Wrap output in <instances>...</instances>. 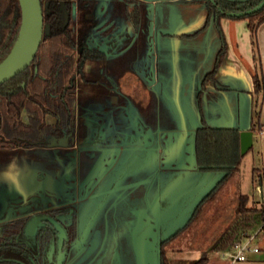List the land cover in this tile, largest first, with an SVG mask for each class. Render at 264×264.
Masks as SVG:
<instances>
[{
	"label": "crops",
	"instance_id": "obj_1",
	"mask_svg": "<svg viewBox=\"0 0 264 264\" xmlns=\"http://www.w3.org/2000/svg\"><path fill=\"white\" fill-rule=\"evenodd\" d=\"M206 14V6L199 2L155 0L150 4L153 75L146 83V87L156 94L158 119L156 128L147 132L149 142L146 144L135 140V148L157 152L154 169L157 174H160L161 167L158 161H161L165 147L169 149L163 157L165 163L185 162V156L188 153L184 147L186 145L187 148L188 143L185 136L187 137L193 127L198 124L205 122L250 128L254 121L253 143L243 154L239 171L244 158H247L244 160L245 165L247 162L252 165L256 163V167L258 166L264 173V132H259V128L264 126V89L258 92L253 90L255 74L264 81V21L257 27L256 48H254L246 19L228 17L221 19L227 45L226 52L216 71V81L207 80L202 85V79L212 68L220 45L218 32L212 19L205 28L197 31L204 25ZM167 87H174L179 91L170 93L166 90ZM88 117L90 114H86V121L90 119ZM135 132L138 133L137 130ZM179 146L183 147V151L177 158L176 147L179 148ZM104 153L105 151L101 158ZM122 153L118 161L124 158ZM247 154H249L248 157H246ZM143 164L145 161H137L131 167V172L138 173L140 168L145 167ZM29 172L30 177L27 178ZM40 172L37 167L18 168L15 177L0 181V216L6 208L7 198L18 199L21 195L25 197L26 193L38 190H49L51 193L64 191L61 187L64 186L61 177H52L49 174L52 181L44 186L45 176L40 178ZM139 182L140 180L135 179V186L138 187ZM132 196L129 195L130 198ZM122 197L123 195H88L84 198L82 208H85L88 201L92 199L99 200V208L91 210L93 212H90L91 215L88 216L84 209H80L78 237L72 244L64 264L139 263L138 255L135 254V229L137 232H144L147 227L140 228L141 220L138 217L135 219V205L132 202L118 206L119 199L122 200ZM106 200L109 201L103 205ZM97 210L100 215L95 221ZM143 213L145 209L137 212L145 222H147L146 219L152 222L149 216ZM120 214L125 216L127 223L117 219ZM93 221H95L94 224ZM87 223L90 228L81 242L80 232ZM161 227L158 228L160 232ZM153 230L156 228L153 227ZM113 243L124 244L123 252L119 249L109 250L108 247ZM155 243L147 242L144 246L142 244V255L148 263L155 259L153 251ZM254 245L258 246L259 250L248 252L246 259L232 260L231 256L226 260L212 254V260L208 259L206 264H264V245ZM121 254H123L122 257ZM185 254L191 253L185 252ZM126 255H129L127 260L123 259L127 258Z\"/></svg>",
	"mask_w": 264,
	"mask_h": 264
},
{
	"label": "flooded vegetation",
	"instance_id": "obj_2",
	"mask_svg": "<svg viewBox=\"0 0 264 264\" xmlns=\"http://www.w3.org/2000/svg\"><path fill=\"white\" fill-rule=\"evenodd\" d=\"M77 1L58 0L57 11L61 27L73 20V17L76 18ZM79 1L85 7L81 18L90 23L80 37L81 43L78 48L73 47L72 51L77 53L82 49L89 50L94 47L101 51V57L93 58L84 63L85 79L74 80V76L69 79V85L73 84L76 89L74 104L71 111H68V115L73 116L71 124L64 129L61 135L51 134L45 143L31 141V143L25 145L16 139H9L0 135V156H2L0 157V166L7 161L8 157L15 158L14 164L16 165L18 162L20 164L23 158L34 157L35 163L27 162L26 165L19 168L37 167L41 171L39 173L40 178L46 174H50L52 177L63 176L64 191L62 193L38 190L12 201L7 198L6 208L2 216H0V222L22 219L20 238L33 246L37 244V236L40 230H48L51 236L46 257L49 262L54 264H57L58 257V229L55 224L44 219L42 224L38 225L32 233L24 231L26 221L32 215L47 214L64 229L65 237L62 239L61 244V250L65 251L61 264H64L72 244L78 237V213L85 201L84 198L88 195H109L110 189H113L115 184L118 183L116 178L112 180L110 178V188L106 189L105 180H108L109 175L116 174L115 171L118 172L119 170L118 179L123 180L121 187L119 186L120 190L122 189V191L126 192L135 187V179L139 180V178L130 176L132 175L130 169L135 165V152L139 154L138 158L145 152L135 148V140L144 142L143 135L149 130L156 128L158 119L156 94L153 90L146 87V83L149 82L153 75L151 19L150 11L147 8L148 2L146 0ZM180 1L199 2L194 0ZM142 2L146 4L148 10L149 31L145 36V48L143 46V48L139 49L137 41L138 31L135 28V23L132 18L124 16L121 7L126 4L127 10L132 11L135 6ZM40 5L43 32V29L46 30L48 28V23L43 21L41 2ZM124 31H126V34ZM125 39H128V41L125 42ZM139 58L144 59L142 68L141 66H134L135 61ZM139 88L141 89L139 90ZM142 91L144 96H147L146 102L149 107H151L153 102L155 106L154 113L150 111V108L148 112L144 106L142 111H139L137 104L141 106L142 102H145L140 97ZM149 93L153 96H149ZM125 113L127 114L125 115ZM86 114H90L88 121H86ZM109 115L112 116L110 120H108ZM19 117L24 124L29 123V115L25 107H21ZM58 120V115L54 113H47L44 116V121L48 124L54 125ZM109 124L111 125L110 127ZM89 130L91 131L90 133ZM135 130L138 131L137 134ZM62 137H67L66 145L52 143V141L55 140L57 142ZM44 147H61L60 150L53 148L48 152H42L46 164H49L51 168L45 167L46 164L43 165L41 161L38 163L37 150ZM113 149H116L118 153L114 155L115 158L113 160L109 161L110 163H107ZM104 151V156L101 158L100 156ZM123 151L125 156L118 161ZM167 164L166 169L168 171L164 173L167 177H170L175 171L173 166L175 164ZM102 166H104V169L98 176L97 171ZM65 172L69 174L66 178L64 177ZM165 174L164 178H167ZM91 177L93 181L85 192L84 187ZM6 179L8 180L9 178L0 176V181ZM159 179H162V177L159 176ZM97 188H100V192L95 191ZM72 234H75V240L71 239ZM8 249H12V246L6 245V243L0 245V260L8 259V257L3 256ZM19 251L30 264H37L36 258L27 253L26 250L19 249ZM20 262L27 264L25 261Z\"/></svg>",
	"mask_w": 264,
	"mask_h": 264
},
{
	"label": "trees",
	"instance_id": "obj_3",
	"mask_svg": "<svg viewBox=\"0 0 264 264\" xmlns=\"http://www.w3.org/2000/svg\"><path fill=\"white\" fill-rule=\"evenodd\" d=\"M69 1V0H67ZM205 4L207 14L204 25L197 31L207 26L212 19L218 32L220 45L215 54L212 68L205 73L202 85L207 80L216 81L215 74L226 52V40L221 26V19L246 18L250 31L251 43L256 48V31L261 22L264 21V5L259 9L241 14L232 15L230 12L242 11L253 7L260 0H194ZM43 7V21H47L48 28L43 29L41 41L35 57L28 67L15 74L13 77L0 83V135L18 140L21 144H29L31 141L45 143L51 134L61 135L64 129L71 124L72 115H68L75 101V86L69 85V79L83 80L86 74L83 70L85 62L93 58L101 57L98 48L82 49L73 52V47L78 48L81 43V35L89 25V21L81 18L84 6L77 1V16L69 21L64 27L60 26L59 13L57 11L58 0H40ZM122 12L125 17L132 18L138 31V46L145 48L146 33L149 31V16L145 3L135 6L128 11L126 4ZM20 22V7L18 0H0V60L9 51L13 44ZM126 34V31H124ZM128 39H125L127 42ZM126 44V43H125ZM264 89L263 79L255 74L253 76V90L258 92ZM147 93V92H146ZM149 96L151 93L148 94ZM141 106L137 104L139 111L147 108L154 113L155 106H148L147 96L141 92ZM146 98V100H145ZM257 104V103H255ZM144 106V107H143ZM257 106V105H255ZM21 107H25L29 115V123L24 124L19 117ZM255 109V114H256ZM47 113L58 115L56 124H48L44 121ZM152 118V115H151ZM148 119V117H147ZM144 121V119L141 118ZM145 122V121H144ZM254 126V121L251 128ZM194 156L196 170L198 172H220L219 178L202 197L194 208L193 213L186 223L177 228L172 234L159 241V264H173L166 256V247L173 237L185 227L193 218L200 204L211 194H215L221 186L225 185L229 178L239 169V163L243 156L239 148V129L236 127L210 126L202 122L195 129L193 136ZM256 169V167H254ZM246 194H240L238 201V218L230 231L224 235L217 244L218 249L231 248L236 242L251 235L250 229L258 217L264 220V211L256 206L246 204ZM22 219H13L0 222V245L6 243L12 249L4 252L0 264H23L20 261H29L20 253L19 249L26 250L34 256L37 264H54L46 257L48 243L51 233L41 229L37 236L35 246L27 244L21 237ZM264 226V225H263ZM75 234L71 239L75 240ZM3 250V249H1ZM208 258L200 256L189 264H206Z\"/></svg>",
	"mask_w": 264,
	"mask_h": 264
},
{
	"label": "rangeland",
	"instance_id": "obj_4",
	"mask_svg": "<svg viewBox=\"0 0 264 264\" xmlns=\"http://www.w3.org/2000/svg\"><path fill=\"white\" fill-rule=\"evenodd\" d=\"M134 66H141L142 68L144 66V59H137ZM140 89L141 88H139V90ZM166 90L170 93H174L176 90L179 91V89L174 87H167ZM126 114L127 113H125V115ZM110 117L112 116L109 115L108 120L111 119ZM110 126L111 125L109 124V127ZM53 148L56 150L61 149V147L38 148V163L41 161L42 164L45 165L46 160L44 159L42 152H48ZM156 153L157 152L154 150H148L142 153V155L138 158L139 154L135 152V163L137 161L140 162V160L145 161V164H143L145 167L140 168L138 171L139 173H135L134 171L132 172V175H130L131 173L129 174L130 176H136L139 178L140 182L138 187L135 186L126 192L122 191V189L120 190L123 182L122 179H118L120 170L118 172L115 171L116 174L108 176V180H105V186L107 189L109 187V183L111 182L110 180L116 178L118 184H115L113 189H110L111 191L109 195H123L122 200L119 199L118 206L120 207L124 203L132 202L135 205V219L137 217L138 219L140 218L141 221L139 220V225L141 228L146 227L147 223L143 220L142 216H138V211L145 209V213L143 214L146 216H160L162 219L161 233L163 234L162 236H165L186 222V220L193 213L194 208L199 203L202 196L209 191L210 187L221 173H199L195 168L176 167L172 176L167 177L164 173L168 171V169H166V163L164 162L165 159L163 158L164 154H166L164 153L162 154L163 157L161 161H158L162 171L160 174H157L154 169ZM248 155L249 154H247L246 157H248ZM14 159L12 157H8L6 162H2L3 164L0 166V176L5 178L15 177L16 170L20 166L26 165L27 162L35 163L34 157L23 158L21 161L17 159L20 161V164L17 161V165L14 164ZM245 159L247 158H244V160ZM244 160L240 171L238 169L229 178L228 182L221 186L215 194L213 193L203 200L199 208L196 210L192 220L185 227L181 228L179 233H177L167 245L165 254L173 264H189L192 260L200 256H206L209 260H212V254H216L218 257L226 260L230 259L232 254L236 251L234 246L226 249H218L215 248L214 245L230 231V228L236 222L239 215L238 201L240 194H246V204L248 206H257L258 208L264 210V173L258 166L256 167V163L252 165L250 162H247L245 165ZM45 167L51 168L49 164H46ZM254 167H256V169H254ZM164 174L167 178H164ZM48 175L49 174L45 175L44 186L49 185L50 181H52ZM159 176H161L162 179H155ZM28 177H30V172L27 175V178ZM60 177L62 178L63 176L60 175ZM64 177L66 178V172L64 173ZM129 195L133 196L130 198ZM22 196L23 195H21V197ZM12 200L13 199H11V201ZM97 200L98 199L94 200L90 206L88 205L89 207L85 206V208H82L87 216L89 214L91 215L90 212L95 210L92 207L98 202ZM108 201L109 200H106L103 205H105ZM99 215L100 212L97 210L95 221L98 220ZM114 219L115 218H113V220ZM117 219L120 222L124 221L127 223L125 216L122 214L118 215ZM95 221H93V224ZM124 222L123 224H125ZM262 223L263 219L258 217L250 229L252 234L250 245H264V230L260 229ZM241 240H244V238ZM120 243H122V240H120ZM122 246L125 245L113 243L108 247V249L111 251L113 249H119V251L123 252ZM185 252L191 254H185ZM192 254H194V256H192ZM122 256L123 254H121V257ZM126 256L127 258L124 257L123 259L127 260L129 255Z\"/></svg>",
	"mask_w": 264,
	"mask_h": 264
},
{
	"label": "water",
	"instance_id": "obj_5",
	"mask_svg": "<svg viewBox=\"0 0 264 264\" xmlns=\"http://www.w3.org/2000/svg\"><path fill=\"white\" fill-rule=\"evenodd\" d=\"M148 2L147 8L150 11V4L154 2L155 0H146ZM19 7H20V23H19V28L17 31L16 38L10 47L9 51L7 54L0 60V82L12 77L15 75L17 72L21 71L23 68H25L33 59L35 52L38 48L41 35H42V10H41V5H40V0H18ZM264 5V0H260L258 3H256L253 7L242 10V11H237V12H230L229 14L232 15H241L249 12H253L257 9H259L261 6ZM202 123L198 124L197 126L193 127L191 132L185 136L186 140L188 141L187 143V148L186 145L185 151H188V153L185 156V162L179 163L175 162L173 165L175 168L176 167H184V168H196L195 164V156H194V146H193V136L195 129L200 126ZM207 124V123H206ZM210 126H222V127H236L239 129V148H240V153L244 154L252 145L253 143V130L250 126V128H241L237 125H230V126H223V125H214V124H208ZM181 134H179L180 136ZM181 137V136H180ZM148 138V133H145L143 135V140L144 143H148L149 140ZM54 144H59V145H66L67 143V137H62L59 139L57 142L54 140L52 141ZM175 148V147H174ZM173 148V149H174ZM164 153L167 154L169 149L167 147L164 148ZM176 154L177 158H179V154L181 151H183V147L179 146L176 147ZM175 152V150H174ZM118 153L116 149H113L110 153V157L107 161V163H110V160H113L115 157L114 155ZM182 153V152H181ZM125 156V152L122 153V157ZM104 169V166H102L101 169L97 171V175L99 176ZM199 173H205V172H199ZM210 173V172H206ZM69 174L66 173V176ZM219 178V177H218ZM217 178V179H218ZM216 179V180H217ZM215 180V182H216ZM93 181V178H89L87 181L84 189L85 192L88 190V187L91 185ZM214 182V183H215ZM213 183V184H214ZM212 184V186H213ZM211 186V187H212ZM210 187V188H211ZM210 190V189H209ZM96 192H100V188H97L95 190ZM206 194V193H205ZM205 194L203 196H205ZM202 196V197H203ZM202 199V198H201ZM200 199V200H201ZM96 199L89 200L86 207H89ZM98 202L93 205V209L99 208V200ZM89 205V206H88ZM161 213V212H160ZM152 220V222L148 219L147 220V228L146 230L144 229V232H137L135 229V254L138 255L139 263L138 264H159V241L172 234L177 228L181 227L178 226L175 228V230L165 236H162L163 234L158 231V228L161 225L160 219L161 217H148ZM49 220L52 223L55 224L56 228L58 229V257H57V264H61V261L64 257L65 251L61 250V244H62V239L65 237V232L64 229L61 228V226L53 219L51 216L47 214H35L32 215L25 223L24 226V231L25 232H34L35 229L37 228L38 225L42 224V220ZM187 221V220H186ZM153 227L156 228V230H153ZM90 226L89 224H85L80 232V237L79 240L83 242L84 238L87 236L88 230ZM141 228V227H140ZM145 228V227H144ZM142 229V228H141ZM162 230V227H161ZM150 243L151 242H156L155 246L153 248V251L155 253V259H152L151 263H148L145 261V258L142 255V244L143 246L145 245L144 243Z\"/></svg>",
	"mask_w": 264,
	"mask_h": 264
},
{
	"label": "built area",
	"instance_id": "obj_6",
	"mask_svg": "<svg viewBox=\"0 0 264 264\" xmlns=\"http://www.w3.org/2000/svg\"><path fill=\"white\" fill-rule=\"evenodd\" d=\"M259 132H264V126H261L259 128ZM264 222L262 223V226L260 229L264 230L263 226ZM252 238V234L248 237H245L244 240H240L235 243L234 247L236 248V251L232 254V260H243L247 258L248 252H256L259 250L258 246L256 245H250V240Z\"/></svg>",
	"mask_w": 264,
	"mask_h": 264
}]
</instances>
